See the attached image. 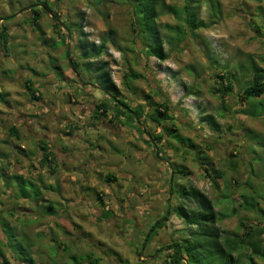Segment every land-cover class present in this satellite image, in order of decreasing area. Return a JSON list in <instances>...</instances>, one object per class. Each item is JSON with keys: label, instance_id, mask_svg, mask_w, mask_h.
I'll use <instances>...</instances> for the list:
<instances>
[{"label": "rangeland", "instance_id": "obj_1", "mask_svg": "<svg viewBox=\"0 0 264 264\" xmlns=\"http://www.w3.org/2000/svg\"><path fill=\"white\" fill-rule=\"evenodd\" d=\"M217 1V22L181 44L171 39L176 37L171 27L180 21L173 14L160 18L163 48L170 54L161 62L145 57L132 30L129 0H0V32L8 37L7 44H0V174L5 175L0 178V240L5 219L17 236L30 238L37 264H72V255L87 254L100 258V264H166L162 247L182 239L186 228L175 214L141 249L169 207L180 205L178 186L198 188L218 213L236 210L218 225L223 231L238 232L241 222L264 225L259 212L264 213V96L247 102L240 97L241 87L253 77L251 64L264 69V0ZM161 2L178 11L184 5L183 0ZM35 11L40 32L32 24ZM209 11L203 3L200 19L206 23ZM9 16L14 18L7 21ZM67 27L72 35L64 43ZM110 30L124 51L110 47V56L93 62L108 63L121 98L143 112L149 109L147 96L159 104L167 95L174 124L196 151L173 141L175 149L162 147L158 154L133 122L127 121L130 129L125 130L124 118L112 119L113 111L94 118L96 106L111 101L93 87V71L81 67L83 74L77 76L70 57L83 65L80 47L99 45ZM130 70L146 76L132 83L137 95L123 83ZM222 73L235 85L225 103L216 78ZM29 81L39 100L31 96ZM207 116L219 128L203 121ZM11 128L20 139L10 136ZM45 138L59 161L55 176L39 169V140ZM177 165L188 175H176L171 184ZM205 169L219 170L223 177L214 179ZM108 174L116 181L108 182ZM14 175L52 186L42 190L41 204L56 203L57 214L42 216L33 201L19 199L17 186H7L6 178ZM247 201L257 202V208L246 209Z\"/></svg>", "mask_w": 264, "mask_h": 264}, {"label": "trees", "instance_id": "obj_2", "mask_svg": "<svg viewBox=\"0 0 264 264\" xmlns=\"http://www.w3.org/2000/svg\"><path fill=\"white\" fill-rule=\"evenodd\" d=\"M183 2L184 5L181 10L178 11L174 7L164 5L161 0H129L132 30L137 40L141 42L142 51L147 59L156 58L161 62L170 59V54L163 48L165 40L159 29V21L163 15L173 14L180 21L179 25L171 27L176 35L175 38H171L172 41L177 39L180 44L189 36L195 37L198 31L210 29L211 26L217 22L216 19L220 11V3L217 0H183ZM203 3H205L210 10L209 16L211 21L209 23L200 19ZM30 8H34V6H30ZM45 8L49 10L48 7L45 6ZM32 17L34 28L37 27L40 32V16L38 12L35 11ZM13 18L14 16H9L6 20L11 21ZM54 27L58 26L54 25ZM67 30L69 31V36L72 35V31L69 27H67ZM69 36L66 35L63 39L64 43H66ZM5 40L6 43L4 42ZM7 40V34L1 31L0 44H7ZM115 40V31L110 30L106 33V37L102 38L99 45L95 43L88 44L87 47L82 45L80 49L83 50V53L80 58L84 59L86 62L82 65L77 61V56L73 58L71 56L70 68L78 76L83 74L81 67L84 68L85 72L92 73L93 71L96 74L94 85L98 86L105 94L111 96L114 101L128 109V105L118 98L120 96V91L112 79L111 72L108 70V63L93 62L104 55H109L108 52L110 47H114L119 52H123L124 49L121 46H117ZM250 71L253 73L252 79L240 89V97L244 102L258 100L264 96V69H261L258 65L251 64ZM216 78L220 80L218 93H220L225 103L228 96L234 93L233 86L235 85L231 80V76L226 73H222V75L218 74ZM141 79H146V76L130 70L129 73L125 75L123 83L132 90L133 94L137 95L136 91L133 89L132 83L138 82ZM80 82L82 83L83 80L81 79ZM31 86L32 83L30 81L27 82V88L33 99L39 100V97H37V94H39L38 91L33 90ZM191 94H193L192 91ZM151 98L150 96L145 98L149 106L147 118L157 123L161 129V132L155 137L156 146L159 148L158 154L165 142L169 144L168 147L173 149V141L180 146H184L186 149L189 148L196 151L197 148L190 144L189 139L180 135L176 124H174L175 118L170 115L171 104L167 95L165 96L166 99H163V97L161 98L162 102L159 104L153 103ZM1 100L2 95L0 96V101ZM114 109L115 108L110 110L109 103H101L96 107V115L94 118L101 119L105 117L108 111H113V119L120 121L123 114L119 108L116 111H114ZM142 112L143 110L139 108L135 112V117L128 114L129 122H134L136 118L138 120L141 119ZM203 121H207L214 129L219 128L212 116L203 117ZM72 133H74V130ZM140 133L142 134L144 132ZM9 134L11 137L20 139V135L15 128H11ZM39 143L42 152V157L39 161V169L41 172L42 170H47L52 176H55L60 165L58 159L52 152L50 142L45 138L39 140ZM176 151H179V149L177 148ZM185 152L189 154L187 151ZM197 153L200 155L201 151ZM186 171L187 169L185 167L177 165L176 169H173L171 184L175 182L176 175L187 176L188 174ZM205 171L207 173L212 171L214 179H221L223 177L219 170L205 169ZM0 172L3 171L0 170ZM2 176L5 178L4 174H0V178ZM6 180L10 182L7 185L8 187L12 184L17 186L19 199L28 202L33 201L35 206L42 208V216L50 217L57 214V209L55 208L56 203L49 201L48 205L41 204V202H43L42 190H53L54 188L52 186L43 185L44 187H42L33 180L25 179L19 175L8 176ZM106 180L108 182H113L116 181V177L113 174H108ZM42 181V175H39L38 182L43 183ZM177 189L181 200L180 205L171 210L169 207L163 218L155 223L146 236L141 251L147 248L151 239L157 235L159 230L165 227V223L175 214L184 221L186 228L182 232L184 236L182 239L174 240L165 248L162 247V252H167L166 264H258L257 260L264 261V225L251 226L241 222L238 232L223 231L218 225L234 216L236 210L233 209L231 214L218 213L215 210L214 202L198 188L193 186L189 188L178 186ZM257 205V202L252 203L247 201L245 208L250 210L256 209ZM259 212L264 215L263 211L260 210ZM104 216L108 217L109 215L105 212ZM1 230L2 233L5 234V238L0 240V245L6 248L10 257L0 248V264H37L31 253L34 245L26 234L21 237L17 236L16 230L5 219L1 222ZM58 247L60 248L61 245L58 244ZM139 255H141V252H139ZM69 260L72 264H100L101 259L94 257L93 254H87L84 257L72 255Z\"/></svg>", "mask_w": 264, "mask_h": 264}, {"label": "flooded vegetation", "instance_id": "obj_3", "mask_svg": "<svg viewBox=\"0 0 264 264\" xmlns=\"http://www.w3.org/2000/svg\"><path fill=\"white\" fill-rule=\"evenodd\" d=\"M93 87L96 88L102 94H104L111 101V103H109L110 110H113V108H115L114 111H116L118 108H119V110H121V112L123 114L121 119L124 118L125 123H126V125L124 126L125 130L130 129L129 127H127V121L129 122L128 114H130L133 117H135L136 110L139 109V108L141 109V107L132 106L131 104L128 103L127 99H122L121 98V93H120V96L118 98H119L120 101H123L126 105H128L129 108L126 109L124 106H122L121 104H119L116 101H114L111 96H109V95L105 94L104 92H102L98 86L94 85ZM148 111L147 112L146 111L142 112L141 119L138 120L136 118V120L133 122V125L137 127L139 132H144L145 133V134L142 133L143 137H147V140L145 141V143L153 144L156 147V150H157L155 137L161 132V129L159 128L158 124L155 123L154 121H152L150 118H147V120H145V117H147L148 114H149ZM111 118L113 119V116H111ZM163 143H164V141H163ZM168 145L169 144L165 142L163 147H168ZM157 153H158V150H157Z\"/></svg>", "mask_w": 264, "mask_h": 264}, {"label": "water", "instance_id": "obj_4", "mask_svg": "<svg viewBox=\"0 0 264 264\" xmlns=\"http://www.w3.org/2000/svg\"><path fill=\"white\" fill-rule=\"evenodd\" d=\"M69 37H70V36H69ZM69 37H68V38H69ZM67 48H69V44L67 45ZM77 76H78V75H77Z\"/></svg>", "mask_w": 264, "mask_h": 264}]
</instances>
